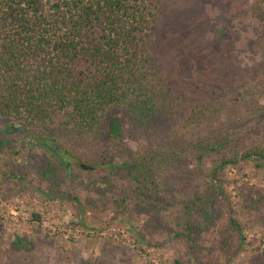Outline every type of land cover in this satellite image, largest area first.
Returning <instances> with one entry per match:
<instances>
[{"label":"rangeland","instance_id":"rangeland-1","mask_svg":"<svg viewBox=\"0 0 264 264\" xmlns=\"http://www.w3.org/2000/svg\"><path fill=\"white\" fill-rule=\"evenodd\" d=\"M153 26L145 55L180 96L175 128L191 105L226 96L264 70V0H159ZM110 113L120 143L146 144L127 114ZM232 116L244 128L255 119L243 105ZM42 141L51 145L41 126L0 119V264H264V166H225L211 194L189 161L166 182L172 202L150 208L126 170L115 166L108 176L64 164ZM195 189L207 195L205 210L189 217L201 228L183 231L181 204ZM16 237L21 244H11Z\"/></svg>","mask_w":264,"mask_h":264},{"label":"trees","instance_id":"trees-1","mask_svg":"<svg viewBox=\"0 0 264 264\" xmlns=\"http://www.w3.org/2000/svg\"><path fill=\"white\" fill-rule=\"evenodd\" d=\"M158 2L0 0V119L41 126L51 142L43 146L64 164L75 160L108 176L121 167L133 193L152 200L150 208L172 202L166 182L191 161L211 194L219 193L213 187L225 166H264V105L257 103L264 98V70L226 96L191 105L172 126L180 96L164 86L145 55ZM242 105L255 115L245 128L232 116ZM112 110L127 114L132 134L145 145L132 149L119 142ZM214 122L219 127H210ZM206 205L207 195L197 189L182 201L183 231L200 230L189 217ZM21 243L16 237L11 244Z\"/></svg>","mask_w":264,"mask_h":264},{"label":"water","instance_id":"water-1","mask_svg":"<svg viewBox=\"0 0 264 264\" xmlns=\"http://www.w3.org/2000/svg\"><path fill=\"white\" fill-rule=\"evenodd\" d=\"M79 166L83 169H88L89 167L84 166L83 164H79Z\"/></svg>","mask_w":264,"mask_h":264}]
</instances>
